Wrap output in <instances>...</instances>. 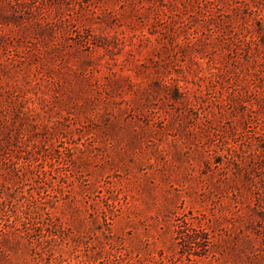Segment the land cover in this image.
<instances>
[{"label":"rangeland","instance_id":"374dc122","mask_svg":"<svg viewBox=\"0 0 264 264\" xmlns=\"http://www.w3.org/2000/svg\"><path fill=\"white\" fill-rule=\"evenodd\" d=\"M0 264H264V0H0Z\"/></svg>","mask_w":264,"mask_h":264}]
</instances>
